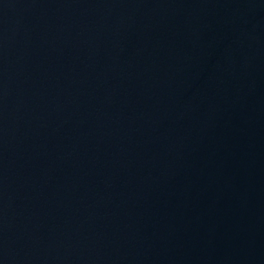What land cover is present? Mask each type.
<instances>
[{
    "label": "water",
    "instance_id": "water-1",
    "mask_svg": "<svg viewBox=\"0 0 264 264\" xmlns=\"http://www.w3.org/2000/svg\"><path fill=\"white\" fill-rule=\"evenodd\" d=\"M0 264H264V0H0Z\"/></svg>",
    "mask_w": 264,
    "mask_h": 264
}]
</instances>
